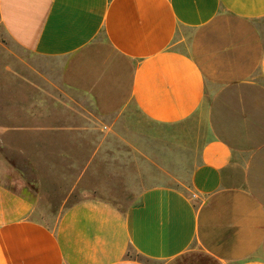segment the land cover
<instances>
[{
  "label": "crops",
  "instance_id": "obj_1",
  "mask_svg": "<svg viewBox=\"0 0 264 264\" xmlns=\"http://www.w3.org/2000/svg\"><path fill=\"white\" fill-rule=\"evenodd\" d=\"M0 25L36 61L33 101L5 136L98 141L92 158L132 111L170 126L214 90L264 89V0H0ZM262 123L212 130L186 185L142 186L124 209L85 197L48 221L0 182V264H264Z\"/></svg>",
  "mask_w": 264,
  "mask_h": 264
},
{
  "label": "rangeland",
  "instance_id": "obj_2",
  "mask_svg": "<svg viewBox=\"0 0 264 264\" xmlns=\"http://www.w3.org/2000/svg\"><path fill=\"white\" fill-rule=\"evenodd\" d=\"M185 37L190 47L194 32ZM226 37L234 46L247 41L236 33ZM253 60L254 55H247L245 64L252 66ZM35 64L31 55L7 39L0 25V182L32 201L34 216L48 221L61 208L85 197L108 199L124 209L142 186L186 185L189 169L212 130L226 136L228 127L249 132L253 123L264 122V89L258 83L208 93L201 109L176 125L153 124L132 111L115 127L119 139L100 142L106 154L94 158L87 153L98 141L53 143L16 133L5 136L8 123L25 118L23 107L33 101L26 80H34ZM51 144L72 155H52ZM88 160L93 162L87 166ZM85 167L87 171L81 172Z\"/></svg>",
  "mask_w": 264,
  "mask_h": 264
}]
</instances>
